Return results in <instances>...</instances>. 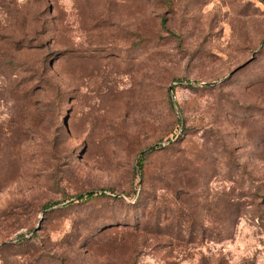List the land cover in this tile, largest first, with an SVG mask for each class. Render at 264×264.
<instances>
[{"label":"rangeland","instance_id":"1","mask_svg":"<svg viewBox=\"0 0 264 264\" xmlns=\"http://www.w3.org/2000/svg\"><path fill=\"white\" fill-rule=\"evenodd\" d=\"M0 264H264V0H0Z\"/></svg>","mask_w":264,"mask_h":264},{"label":"trees","instance_id":"2","mask_svg":"<svg viewBox=\"0 0 264 264\" xmlns=\"http://www.w3.org/2000/svg\"><path fill=\"white\" fill-rule=\"evenodd\" d=\"M153 149V147H150L149 148V150H152ZM141 166H142V163H141V161L140 162H138V169H141ZM96 193L94 192V191H88V192H86V193H82V194H79L78 195V199L79 200H81V199H83V198H91V197H93L94 195H95ZM56 203H54V204H50V205H55ZM50 205H48V206H50Z\"/></svg>","mask_w":264,"mask_h":264}]
</instances>
